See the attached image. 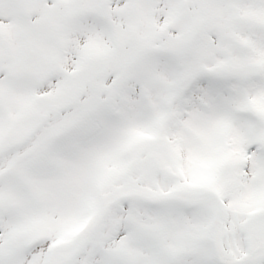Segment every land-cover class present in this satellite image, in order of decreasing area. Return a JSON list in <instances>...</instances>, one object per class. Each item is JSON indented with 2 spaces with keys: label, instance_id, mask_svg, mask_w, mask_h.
<instances>
[{
  "label": "snow or ice",
  "instance_id": "obj_1",
  "mask_svg": "<svg viewBox=\"0 0 264 264\" xmlns=\"http://www.w3.org/2000/svg\"><path fill=\"white\" fill-rule=\"evenodd\" d=\"M0 264H264V0H0Z\"/></svg>",
  "mask_w": 264,
  "mask_h": 264
}]
</instances>
